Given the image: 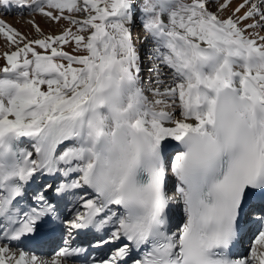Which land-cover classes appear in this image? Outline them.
<instances>
[{
	"label": "snow or ice",
	"instance_id": "1",
	"mask_svg": "<svg viewBox=\"0 0 264 264\" xmlns=\"http://www.w3.org/2000/svg\"><path fill=\"white\" fill-rule=\"evenodd\" d=\"M0 7V264H264V0Z\"/></svg>",
	"mask_w": 264,
	"mask_h": 264
},
{
	"label": "rangeland",
	"instance_id": "2",
	"mask_svg": "<svg viewBox=\"0 0 264 264\" xmlns=\"http://www.w3.org/2000/svg\"><path fill=\"white\" fill-rule=\"evenodd\" d=\"M140 0H137V3H139ZM185 2L190 3L191 0H185ZM139 13V9H137V15ZM6 15V14H5ZM4 15V16H5ZM10 17L15 18V21L12 22L11 26L18 29L22 34L32 38H37V33L34 31L32 25L28 23L29 20V13L27 10H20L18 12L14 11L9 14ZM36 23L39 24V26L43 29L45 34H58L60 33L65 27H67V23L62 21L60 24H50L49 22H46L41 17H35ZM142 29L139 21H137L136 27L133 29V35H142ZM150 46H141V56L143 58V68H144V76L148 75V67H149V58H148V52L147 47ZM75 45L72 46H64V50L68 52H73V48ZM15 50V46H10L5 42V39L3 36H0V68H2L5 64V59L3 58V53L5 51H12ZM37 51H42L41 49L37 48ZM74 54L83 55L86 53L83 52H76ZM147 82V81H146ZM42 90H46V86H41ZM143 87V85H142ZM145 95H150L147 91L145 92Z\"/></svg>",
	"mask_w": 264,
	"mask_h": 264
},
{
	"label": "bare ground",
	"instance_id": "3",
	"mask_svg": "<svg viewBox=\"0 0 264 264\" xmlns=\"http://www.w3.org/2000/svg\"><path fill=\"white\" fill-rule=\"evenodd\" d=\"M14 11L18 12L20 10H18L16 7H13V8L7 9V10L0 7V19H3L7 24L11 25L12 22L15 21V18L10 17L9 14L14 12ZM38 17H40V16H38ZM262 34H264V33H262ZM45 258H49V257L45 256Z\"/></svg>",
	"mask_w": 264,
	"mask_h": 264
}]
</instances>
